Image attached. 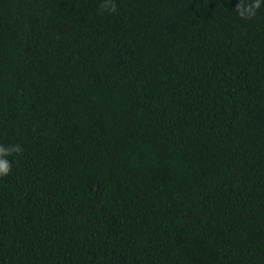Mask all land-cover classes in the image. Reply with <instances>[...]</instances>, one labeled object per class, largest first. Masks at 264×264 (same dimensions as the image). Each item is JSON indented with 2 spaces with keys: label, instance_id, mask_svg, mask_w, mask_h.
Instances as JSON below:
<instances>
[{
  "label": "trees",
  "instance_id": "trees-1",
  "mask_svg": "<svg viewBox=\"0 0 264 264\" xmlns=\"http://www.w3.org/2000/svg\"><path fill=\"white\" fill-rule=\"evenodd\" d=\"M0 0V264H264V0Z\"/></svg>",
  "mask_w": 264,
  "mask_h": 264
},
{
  "label": "clouds",
  "instance_id": "clouds-1",
  "mask_svg": "<svg viewBox=\"0 0 264 264\" xmlns=\"http://www.w3.org/2000/svg\"><path fill=\"white\" fill-rule=\"evenodd\" d=\"M261 3V0H255V6L253 7H246L244 8L240 14L241 15H252L254 14L255 7L259 6ZM11 151H19L18 146H14L13 148L4 149L0 147V176L7 175L10 171V164L7 159L4 157L8 154H10Z\"/></svg>",
  "mask_w": 264,
  "mask_h": 264
}]
</instances>
